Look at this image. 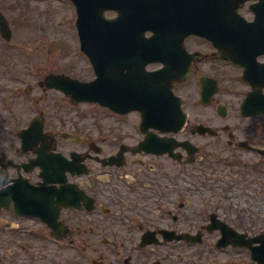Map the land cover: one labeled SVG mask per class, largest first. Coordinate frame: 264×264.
Instances as JSON below:
<instances>
[{
    "label": "flooded vegetation",
    "instance_id": "flooded-vegetation-1",
    "mask_svg": "<svg viewBox=\"0 0 264 264\" xmlns=\"http://www.w3.org/2000/svg\"><path fill=\"white\" fill-rule=\"evenodd\" d=\"M35 1L44 13L41 28L53 21L50 17L58 9L64 21L56 22L55 28L64 24L75 40L77 8L93 2ZM148 1L136 0V18L143 9L151 24L143 31L136 29V45L154 41L169 46V80L184 75L191 55L190 74L172 81L171 87L181 100L186 124L175 134L149 130L156 139L150 152L137 149L146 137L138 112L133 134L93 133L74 122L75 109L86 104L73 103L43 81L48 75L87 81L75 68L43 74L36 70V75L27 67L31 62L18 71L9 54L0 52V108L10 114L5 126L0 124V170L4 169L8 190L17 186L0 197V264H264L258 248L263 246L264 230L253 233L248 226L234 227L213 210L186 212L190 202L184 186L194 170L208 169L214 179L199 184L214 200L216 192L210 187L231 183L241 189L247 187V173L264 176V0H215L209 17L217 27V42L226 45L232 62L217 57L219 50L209 41L188 36L179 24V12L188 10L189 0L155 6H147ZM23 2L28 10V0ZM8 7L9 0H0V11ZM7 48L0 39V49ZM163 67L160 62L142 65L136 54L138 75ZM29 76H41L31 81L42 92L59 95L61 118L46 117L41 109L31 117L13 116L10 100L26 99L32 92ZM141 80L142 75L136 83ZM23 86L25 93L20 92ZM35 115L42 124L40 138L23 152L19 133ZM113 156L117 160L106 164ZM216 221H225L245 239L261 237L248 247H219V229L208 231Z\"/></svg>",
    "mask_w": 264,
    "mask_h": 264
},
{
    "label": "rangeland",
    "instance_id": "rangeland-1",
    "mask_svg": "<svg viewBox=\"0 0 264 264\" xmlns=\"http://www.w3.org/2000/svg\"><path fill=\"white\" fill-rule=\"evenodd\" d=\"M28 3L29 8L26 10L25 3L22 0H9L8 9L3 10L4 16L12 30V39L6 50L7 52L4 49H0V52L9 54L18 71L21 70V64H26L29 61L34 66H28V68H33V74L36 70H41L38 74H43L51 70L75 68L80 78L88 80L91 76L93 77L91 71L90 73L88 72V63L79 51L77 40L70 39L71 36L66 31L64 24L55 28L56 22L64 21V13L56 9L57 12L50 17V20L53 21L45 29L43 28L45 34H41L38 31L39 29L37 28L38 30H36L35 28L44 19V13L40 12L42 10L41 4L35 0H28ZM56 6V3L53 4V7ZM65 21H67L66 18ZM57 39L65 40L66 42L61 45V43L56 41ZM42 58H44L45 62ZM84 67L88 69L87 72L84 71ZM29 78L33 87L32 92L28 96H37L41 99L35 103L31 100L27 101L25 98H13L9 108V110L12 109L10 112L14 116L25 118L33 114L37 107L44 110V116L46 117L56 116L61 118L64 113L58 106V102H56L58 94L49 91L42 92L41 88H38L37 83H32L31 80H40L41 76H29ZM1 80L2 77H0ZM79 110L80 112L72 114L74 122L79 126L85 127L88 131L91 130L93 133L106 131L135 132L136 113L124 117H116L96 105L80 106L77 108V111ZM84 112H87V114L83 117H78V113ZM8 116L10 114L5 109L0 108V124L2 127L5 126ZM1 130L2 128L0 127V133ZM1 144H3V141L0 142ZM203 171L197 173L194 170L193 175L185 178V180H188V182L184 183L188 190L186 196L190 202L186 212L196 213L202 209L213 210L234 227L241 226L244 229L243 227L248 226V228L253 230V233L264 230V176L247 173L248 175L245 177L248 180L247 187L242 186L243 188L241 189L239 187L240 184L232 187L233 184L231 183H229L230 185L221 184L220 188L213 189L210 187L209 189H211L212 193L216 192V198L213 200L209 193L206 194L204 189L200 188L199 182H206V180L210 179L209 182L211 183L214 179V173L208 169ZM198 174L202 176L197 177ZM227 176L231 178L233 173L227 174ZM217 177L223 182V177H219L218 173ZM222 193L224 195H221Z\"/></svg>",
    "mask_w": 264,
    "mask_h": 264
},
{
    "label": "water",
    "instance_id": "water-1",
    "mask_svg": "<svg viewBox=\"0 0 264 264\" xmlns=\"http://www.w3.org/2000/svg\"><path fill=\"white\" fill-rule=\"evenodd\" d=\"M210 1L212 0H198V4L207 5ZM104 9L116 10L119 16L106 20L102 12H79L81 49L91 60L97 79L89 84L72 83L76 84L73 86L55 77H49L47 83L63 89L75 102H96L120 114L139 110L142 113L144 130L146 127L163 125L168 130L178 132L184 123L179 100L174 98L168 89L162 90L160 82V78H164L168 72L159 73L152 82L143 80L136 83V0H108ZM194 13L196 11H189L190 16ZM201 13L199 11V14ZM214 29V25L208 27L202 23L189 25L188 35L206 37L218 45ZM9 35L7 34V37ZM141 53L152 56L156 51L152 44L146 43L142 45ZM229 55L228 51L222 52L224 58H229ZM61 84L64 86H59ZM162 108V113H158ZM166 109L169 110L168 115ZM31 131L32 129L29 132ZM223 234L227 237L232 235V232L226 229Z\"/></svg>",
    "mask_w": 264,
    "mask_h": 264
}]
</instances>
